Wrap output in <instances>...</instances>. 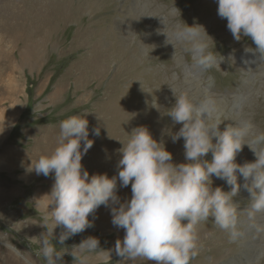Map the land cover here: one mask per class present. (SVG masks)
Here are the masks:
<instances>
[{
  "label": "rangeland",
  "instance_id": "obj_1",
  "mask_svg": "<svg viewBox=\"0 0 264 264\" xmlns=\"http://www.w3.org/2000/svg\"><path fill=\"white\" fill-rule=\"evenodd\" d=\"M90 1L92 2L91 4L88 2V7L83 5L85 7L77 21L68 20L69 22L62 25L64 30L59 36H50L48 40H44V36H29L27 40L18 36L0 38V264H46L40 254L41 245L38 237L42 233L47 235L48 232L44 217L46 211L54 207L51 205L52 197L48 194L51 193L55 177L54 173L45 177L26 169L31 159L34 161L39 159L36 157L42 155L43 150L54 151L58 147L59 124L62 120L79 115L89 121L88 128L92 123L91 126L100 129V135L95 136L97 140L88 137L94 143L82 159V165L89 171L90 176L100 174L98 162L92 160L100 156L99 144L101 147L105 145L100 142L107 135L117 133L119 123L124 120L125 113H114L110 117L108 108L126 100L135 102L139 100L141 103L150 101L151 92H155L153 84L163 86L168 78L171 87L168 90L170 97L167 101L170 102H175L171 89L175 88L177 95L183 92L193 102L198 103L203 95L198 97L199 94L190 90L188 79L199 82L201 90L202 85H206L209 79L212 80V94L216 99L226 100L225 102L230 105L225 108L219 105L222 111L220 120L223 122L219 125L221 132L228 124H234L241 114L244 115L243 119L250 116L247 119H253L252 123H255L260 132H264V117L260 116L263 111L254 110L248 105L245 107L246 112L243 111L245 101L258 99L259 96L255 93H252L250 98L249 93L256 85L252 86L253 88L249 87L248 81H243L248 75L236 69L241 67L238 59L245 53H257L262 57L264 54L255 49L256 46L250 38L242 37L239 42L234 40L227 28V20L217 15L216 0H203L200 6H190L188 0L174 2L149 0L159 8L158 11L157 8L149 9V12L147 9L143 12L144 10L139 8L140 6L137 7L134 0H128L129 2L107 0L109 4L105 6L109 5V8L105 12L111 21L105 23L102 20L104 17L102 0ZM156 1L163 3L158 4ZM13 4L14 0H0V14H10ZM172 9H177L174 17L169 16ZM161 10H164V13ZM161 16L168 17L169 30L172 25H183L184 22L188 25L198 23L205 27L209 35L206 40L210 46L207 51L215 56L218 63L204 70L203 76L197 74L198 80L194 77L186 78V68L194 73L196 69L191 68L194 61L184 46L178 44L176 55L172 58L173 46H165V36L157 34V29L165 27L161 23ZM92 19L94 22H91ZM81 21L89 24L80 25ZM18 27L8 26L9 30ZM116 49L120 50L121 54H117ZM228 63L235 65V68L232 67L224 79L221 67L228 68ZM254 70L260 74V78L254 77L256 82L253 83H259L261 75H264V62ZM262 83L260 85L264 86ZM180 127L178 125L173 132L178 131ZM212 142L216 143L215 137ZM254 147L264 148V143ZM174 154V162L179 163L176 160L178 152ZM89 158L93 163L87 161ZM211 159L210 152L207 161ZM237 176L238 181L244 186L246 181L239 173ZM212 181L213 188L222 187L226 192L231 190V187L225 184V180L215 177ZM117 183L120 193L127 192L126 197L123 193L121 196L130 200L131 185L123 188L119 187V182ZM248 198L241 195L232 197V203L236 207V219L240 222L246 218L245 206L252 208ZM45 204L50 205L49 209L44 208ZM111 219V208L100 206L89 215L93 226L70 236L63 244H59L58 238L64 229L62 226L57 227L54 231L56 239L48 237L63 256L57 264H81V260H84V264H106L105 257L107 264H155L142 257L129 259L115 255L116 234H108L111 232L108 227ZM217 226L212 217L200 221L195 226L198 242L208 243H205V247L199 252L200 256L194 257L190 264H231L227 262L232 258L233 261H241L243 258L241 255L249 253L250 249L240 251V242L242 233L247 235L246 238L254 236L251 224L236 226L235 231L238 235L235 238L230 230H222ZM117 229L124 237V230ZM255 233L258 234V230ZM88 237L99 240L97 250L79 249L78 245ZM211 237L213 242L216 240L214 245L209 244ZM256 247L257 245L254 248ZM257 250L258 254L243 258L244 264H258L259 261V264H264V243H261ZM73 252L77 253V259L72 255Z\"/></svg>",
  "mask_w": 264,
  "mask_h": 264
},
{
  "label": "clouds",
  "instance_id": "obj_2",
  "mask_svg": "<svg viewBox=\"0 0 264 264\" xmlns=\"http://www.w3.org/2000/svg\"><path fill=\"white\" fill-rule=\"evenodd\" d=\"M216 3L217 15L227 20V28L234 40L250 38L256 49L264 54V0H216ZM176 13L177 9H172L169 16L174 17ZM160 18L165 27L157 29V34L165 36V46H173L172 58L179 44L191 54L192 69L206 70L218 63L207 51L206 37L209 35L203 25L184 22L183 25H172L169 30L168 17ZM185 74L186 78L199 79L188 68ZM212 85L211 79L202 85L203 98L198 103L183 92L177 95L176 89L171 88L175 103L167 116L174 125L182 126L176 132L169 133L165 129L164 133L173 143L183 138L186 161L183 163H175L163 140L153 138L148 128L138 127L118 150L121 154L118 175L90 176L82 165L84 155L94 143L88 138L89 121L74 115L60 122L58 147L50 156L31 159L26 169L45 177L54 173L55 177L48 194L54 207L46 211L44 217L48 232L38 237L40 254L46 264H57L63 257L48 238L56 239L55 229L63 227L58 238L59 244H63L70 236L92 227L89 215L102 205L111 208L113 226L124 230L123 239L115 242V255L129 259L142 257L155 264H190L198 255L195 226L209 217L221 229L230 230L234 238L238 235L235 231L236 208L232 203V197L240 189L237 173L246 181L244 187L250 193L252 209L264 212V148L254 147L264 143V132L257 130L249 119H238L221 132L222 111L211 92ZM152 106L159 110L156 104ZM93 134L99 136L100 129H93ZM214 137L215 144L212 142ZM244 145L254 152L256 160L240 165L235 160ZM210 152L211 161L203 159ZM213 176L225 180L231 190L213 188ZM118 181L119 187L131 185V198L123 203L117 195ZM49 206L45 204L44 208L49 209ZM78 247L81 251L97 250L99 240L88 237ZM72 255L78 258L77 253ZM105 261L107 264V257Z\"/></svg>",
  "mask_w": 264,
  "mask_h": 264
},
{
  "label": "bare ground",
  "instance_id": "obj_3",
  "mask_svg": "<svg viewBox=\"0 0 264 264\" xmlns=\"http://www.w3.org/2000/svg\"><path fill=\"white\" fill-rule=\"evenodd\" d=\"M96 1H98V0H96ZM134 1H135V4L137 7L140 6L139 8L144 10L143 12H145V9H147L148 10L147 12H149L150 10L157 8V4L155 6V5L150 3L152 0L150 2H149V0H134ZM162 1H164V0H162ZM174 1L175 0H173V2ZM88 2H90V4H91L92 1H90V0H14L12 12L10 14H0V38L4 39L6 37L5 39H7L8 36H18V37H22L25 40H27L29 38V36H44V40H48L50 38V36H59L60 32L64 30V29H62V25L66 22H69L68 20L73 19V20L77 21V18L78 19L80 18V16H81L80 13H82L83 8L85 7V6L83 7V5H87V7H88ZM202 2H203V0L202 1L201 0H188V3L190 6H200V4H202ZM101 3H103L102 5H103V10H104L102 12L104 15L102 20L105 23V22H108L110 20V17L106 14L107 12H105L109 8V5L105 6V5L109 4V1H107V0L103 1L102 0ZM157 3L162 4L163 2H160V3L157 2ZM212 3L215 4V2H212ZM97 5H99V4L97 3ZM185 6H187V5H185ZM156 10L158 11L159 8H157ZM164 10H161V11H163V13H164ZM100 12H101V10H100ZM96 13H98V12H96ZM112 13H113V10H112ZM94 19H95V17H94ZM202 19H206V17H202ZM84 22L85 23H83V21H81L79 23H80V25H86V26L89 24V22H86V21H84ZM91 22H94L93 19ZM99 22H101V21H99ZM11 25H17L19 27L9 30L8 26H11ZM85 33L87 34V32H85ZM76 35H78V34H76ZM109 36H111V34H109ZM233 45H235V44H233ZM157 46H159V45H157ZM252 47H254V46H252ZM116 50H117V54H121L120 50H118V49H116ZM107 54H108V52H107ZM111 54H112V52L110 53V55ZM238 60L241 62V64L239 65L241 67L236 68V69H238L239 72H242V74L248 75V76L244 77V79L242 78L243 81L244 80L248 81L247 84H248V86L250 85L249 87L256 85V88L253 90L255 92H253V91L249 92V90H248V92L250 93V98L252 97V95L254 93L256 96L257 95L259 96L257 100L256 99H253V100L249 99L248 101H245V103L243 104V106H244L243 111L246 112L245 107H247V105H248V107H252L254 110L261 109V112L263 111V113H261L260 116L264 117V100H263V98H264V86L260 85L262 82H264V80H262L264 78V75H261V81L259 83H253V81H255L254 77L260 76V74L257 73L256 70H254V68L256 66H259V67L262 66V63L264 62V56L262 57V55L257 54V53H245V55L239 57ZM227 65H228L227 66L228 68H226V69L221 67V71L224 73L223 74L224 79L228 76V73L231 72L230 69H232V67L235 68V65H232V63H230V64L228 63ZM234 72H236V71H234ZM195 73L199 74L200 76H203L204 70L196 69ZM162 76H163V80H164V75H162ZM168 80H169V78L167 79V82H165V85H163V86H157V84H153V85H155V88H154L155 92H151V97H150L151 100L150 101H146L144 103H141L142 101L140 102L139 100H138V102H135L132 100H126V101H122V102H117L116 105L108 108L110 110V112L108 114L110 117L113 116L114 113H118V112L119 113H125V115L124 116L122 115L124 120L119 123L117 133L115 132L113 134L107 135L105 137V139L100 142V143H104L105 145L103 147H101L99 144V146H98L99 149L101 150L99 158H98V156H97V158H95V157H94V159L92 158V160L98 162V165L100 166V174L106 173L109 177H113V176L118 175L119 170L117 168V164H118L119 159L121 158V154L119 153L118 150L120 148H122V146H123L122 143L126 144L128 142V140L130 139V133L133 131V129L138 128V127L148 128V130L151 132L153 138L157 139L158 141L163 140L167 150L170 151L173 154V156L175 155L174 154L175 152H178V154L176 156V160H178L179 163L186 162L185 157H184V147H183L184 141H183V138H181L179 141L173 143L171 140V137L164 133L165 129H167V131L169 133L171 131L173 132V130L175 128H177L179 125V124L174 125L171 118L169 116H167L168 112L170 111V108L175 103V102L167 101V98L170 97V93L168 90L171 87V85L168 83ZM188 80H189L190 90H193L196 94H199L198 97H200L201 94L203 95V90H201V88H200V83L196 82L193 79H188ZM206 80H208L207 77H206ZM213 80H214V78H213ZM231 80L234 81L233 79H231ZM262 84H264V83H262ZM177 88H179V87L177 86ZM252 88H251V90H252ZM212 89H213V87H212ZM162 90H164V92H161ZM163 94H164V97H163ZM138 95H139V93H138ZM217 100L219 102V105L222 106L223 108L230 106L229 104H227L225 102L226 100L225 101L219 100V99H217ZM107 103H109V102H107ZM153 104H156V106L159 108V110L157 108H154L152 106ZM243 117H244V115L241 114V117L238 119H243ZM249 117L250 116H248L247 118H249ZM238 119H236V120H238ZM252 120L253 119H251V121ZM91 124L89 126V137L95 138V135L93 134V129H95V127L91 126ZM180 126H182V125H180ZM254 126H255V123H254ZM255 128L258 130V128L256 126H255ZM261 148H263V147H261ZM242 150H243V152H242ZM242 150L236 156L235 161L237 164L243 165L246 162H254L256 160V156L254 155V152L249 148V146L244 145ZM53 152L54 151H44L43 150V153H41V154L45 155V156H50ZM40 156L41 155H38V157H36V158H39ZM207 156L204 157L203 159L207 160ZM89 160H90V158L87 159V161H89ZM92 160L89 161V163H93ZM173 160H175V159H173ZM214 178H215V176L212 177V180H214ZM238 183L240 184V189H239V192L237 193V195L238 196L241 195L244 198L249 197L248 200H249V202L252 203V201L250 200V193L247 191V189L239 181H238ZM248 183H250V181H248ZM225 184H227V183H225ZM129 192L131 193V191H129ZM122 193L123 192L120 193L119 191L117 193L120 195L119 197H121L120 198L121 203H123L126 200H129L127 198L122 197L121 196ZM126 193L127 192H124L123 196L126 197V195H127ZM117 207H118V205H117ZM245 208H246V218L244 219V221H241V222H240V220L236 219L237 220L236 226H238L239 224H245V223L251 224L253 226V229L252 230L249 229V230L252 231V234L254 236L252 237V235H251L252 238H246L247 235L240 233L241 239H242V241L240 242V247H241L240 251H242L243 249L244 250L246 249L248 251L250 249L252 252V253H250V250H249V253H243L241 256H243L244 259L258 254L259 253V250H257L258 246H260L261 243H264L263 242V240H264V212H256L252 208L251 209L248 208V206H245ZM212 221H211V223H212ZM110 224L108 225V227H109L111 232H109L108 234H110V233H113V235L116 234V236L114 238L115 241L117 239L122 240L123 237L121 235V232H119L117 227L113 226L112 219H111ZM249 228H250V225H249ZM257 230H258V234L255 233ZM215 241L213 242L212 237H211L209 239V242H210L209 244L214 245ZM205 243H208V242H205ZM205 243L198 242V255L199 256H200L199 252L201 250H203V247H205V245H206ZM255 245H257L256 248H254ZM237 252H239V251L237 250ZM243 258L241 259V261L240 260H234L233 261V258H232L227 263L230 262L231 264H244L245 261ZM224 260H223V262H224ZM260 260H262V259H260ZM259 263H260V261L258 262V264Z\"/></svg>",
  "mask_w": 264,
  "mask_h": 264
}]
</instances>
